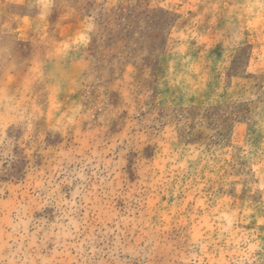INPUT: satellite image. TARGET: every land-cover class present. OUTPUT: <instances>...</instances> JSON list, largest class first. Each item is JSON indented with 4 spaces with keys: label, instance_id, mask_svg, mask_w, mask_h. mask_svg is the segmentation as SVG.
<instances>
[{
    "label": "rangeland",
    "instance_id": "1",
    "mask_svg": "<svg viewBox=\"0 0 264 264\" xmlns=\"http://www.w3.org/2000/svg\"><path fill=\"white\" fill-rule=\"evenodd\" d=\"M0 264H264V0H0Z\"/></svg>",
    "mask_w": 264,
    "mask_h": 264
}]
</instances>
